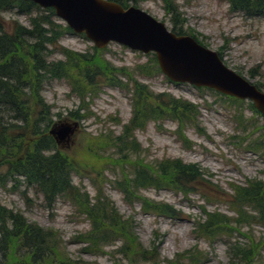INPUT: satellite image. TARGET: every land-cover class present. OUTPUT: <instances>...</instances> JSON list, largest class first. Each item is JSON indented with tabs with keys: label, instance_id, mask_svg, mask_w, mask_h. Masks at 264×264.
I'll list each match as a JSON object with an SVG mask.
<instances>
[{
	"label": "rangeland",
	"instance_id": "rangeland-1",
	"mask_svg": "<svg viewBox=\"0 0 264 264\" xmlns=\"http://www.w3.org/2000/svg\"><path fill=\"white\" fill-rule=\"evenodd\" d=\"M175 6L178 9L175 26L184 36L195 38L200 46L217 53L227 68L264 92V17L230 13L229 5L220 0H175ZM138 9L163 23L170 32L174 30L172 17L167 15L162 0H147L138 5ZM40 15L41 12L35 11L26 16L15 9L0 12L2 33L10 34L15 25L30 29V20ZM53 22L66 27L56 16ZM65 52L85 56L96 63L95 96L85 93L84 85L75 83L78 74L75 71L69 82L45 81L38 91L28 89L24 100L35 105L40 99L51 111L48 124L79 123L73 144L62 151L74 166L70 177L72 186L81 200L86 194L94 203L99 194L124 220H133L134 235L142 248L156 249L155 262L125 258L119 253L120 243L89 253L85 250L86 245L77 244L78 237L88 233L91 227L78 207L60 198L48 206L37 190L28 187L22 178L0 188V207L21 214L30 224L57 232L62 249L74 261L81 260L86 264H190L180 261V257H186L189 252H200L208 257L206 264H228L223 242L216 240L209 244L203 241L195 233V225L203 219V209L234 220L229 203L231 187H242L248 182L264 183V118L251 109L249 102L228 101L212 91L170 83L158 73V66L155 68L151 63L152 54L132 52L116 44L97 51L83 36L71 33L65 34L57 45L47 47L46 60L53 64L65 62ZM112 79H116L119 87L108 85ZM137 89H141L140 97ZM155 97H161L160 102L167 109L175 100L190 104L197 113L183 117L179 123L165 112L160 118H147L142 127L133 128L134 111L139 106L143 109L154 106L152 98ZM3 121L15 123L6 114ZM126 128L129 129L128 138H125L128 144L118 142L113 146V141L124 138ZM257 143L263 145L261 152L262 147L255 150ZM165 160L197 166L209 175L204 176V183L195 184L193 193L187 197L146 189L137 192L136 199H131L135 205L126 202L118 186L125 179L132 180L134 172L143 166L153 169ZM5 173L6 168L0 169V176ZM143 200L173 207L181 213L182 220L164 219L151 212L145 214ZM246 211L252 215L249 209ZM241 234L264 242V228L260 226L243 229ZM0 264H3L1 258Z\"/></svg>",
	"mask_w": 264,
	"mask_h": 264
},
{
	"label": "trees",
	"instance_id": "trees-1",
	"mask_svg": "<svg viewBox=\"0 0 264 264\" xmlns=\"http://www.w3.org/2000/svg\"><path fill=\"white\" fill-rule=\"evenodd\" d=\"M146 1L111 2L123 8H138V5ZM220 1L229 5L230 13H243L250 18L264 17V0ZM162 2L166 6L167 15L172 17L174 28L172 33L184 36L182 30L175 26L178 15L175 0H162ZM14 9L18 14L26 16H31L35 11L41 12L42 15L30 20V29L15 25L11 28L10 34H5L2 33L0 26V169L6 168V173L0 176V188L6 187L10 182H17L15 181L17 178H22L28 187L37 190L48 206L58 198L75 204L90 222V231L77 239V244L86 245L85 250L89 253L113 243H120L119 253L125 258L155 262L156 249L142 248L134 235L133 220H124L114 206L99 194L93 200L94 203H91L86 194L83 195L82 200L80 199L70 179L74 171L73 164L68 157L56 149L54 142L48 136V131L53 125L47 123L51 115L50 109L40 102V99L35 105L24 100L25 91L28 89L39 90L45 81L46 83L54 80L69 82L75 71L79 74L75 83L84 85L85 93L95 96L93 89L94 76H97L94 69L96 63L85 56L68 52H65V62L49 63L46 60L47 47L57 45L65 34L71 35L72 32L69 28L53 22L55 17L53 10H41L27 0H0V12H11ZM151 63L156 68L154 55ZM31 81L33 84L30 83ZM116 84V79H112L108 85L113 88L119 87ZM255 86L261 91L259 86ZM137 96H141V89H137ZM160 99L161 97L152 98L154 106L146 109L139 106L136 112L134 111V118L131 120L133 128H140L147 118L157 119L166 114L165 112L179 123H182L183 117L189 118L190 114L197 113L196 108L190 104L175 100L170 102L167 109L163 107L164 104ZM227 99L236 102L234 99ZM251 109L254 110L252 107ZM5 114L15 123H4ZM128 130L125 129L124 138L113 141V146H117L118 142L123 145L128 144L127 139L125 140L126 137L128 138ZM262 132L264 135V129ZM130 145L134 149L137 148L135 144ZM263 145L255 144V150L262 147L259 150L261 152ZM206 174L197 166L185 165L181 161L165 160L153 169L143 166L134 172L132 180L125 179L118 188L126 202L133 206L136 203L131 199L133 197L136 199L137 192L146 189L168 191L187 197L193 193L195 184L204 183L203 178ZM230 191L232 194L229 203L235 215L234 220L227 219L219 212H208L203 209V219L196 223L195 233L209 244L221 240L227 248L228 264H264L262 259L264 242L241 234L243 229L252 226L264 228V183L248 182L242 187H231ZM248 209L252 215L246 211ZM142 210L145 214L151 212L164 219L182 220L181 213L167 205L143 200ZM185 255L186 257H180V261L185 260L190 264L208 262V257L200 252H189ZM0 258L3 264H86L81 260L74 261L68 258L62 249V242L57 232L46 231L30 224L21 214L2 207H0Z\"/></svg>",
	"mask_w": 264,
	"mask_h": 264
},
{
	"label": "water",
	"instance_id": "water-1",
	"mask_svg": "<svg viewBox=\"0 0 264 264\" xmlns=\"http://www.w3.org/2000/svg\"><path fill=\"white\" fill-rule=\"evenodd\" d=\"M53 10L69 30L102 51L116 44L143 55L153 54L160 73L176 85L206 89L223 97L249 102L264 117V92L227 68L218 54L189 36H177L140 9L107 0H27ZM78 122L54 123L48 136L59 151L68 150Z\"/></svg>",
	"mask_w": 264,
	"mask_h": 264
}]
</instances>
